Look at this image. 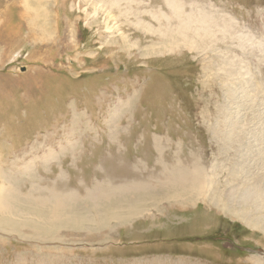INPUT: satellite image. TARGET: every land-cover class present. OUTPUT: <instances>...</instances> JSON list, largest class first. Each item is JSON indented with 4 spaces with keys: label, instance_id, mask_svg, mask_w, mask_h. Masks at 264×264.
I'll return each mask as SVG.
<instances>
[{
    "label": "rangeland",
    "instance_id": "1",
    "mask_svg": "<svg viewBox=\"0 0 264 264\" xmlns=\"http://www.w3.org/2000/svg\"><path fill=\"white\" fill-rule=\"evenodd\" d=\"M165 1L0 0V171L17 192L83 210L96 184L132 174L197 165L205 178L191 203L133 216L124 204L122 218L89 216L92 230L63 225L49 241L1 226L0 264H264L263 205L230 214L264 185V0ZM201 16L210 33H185L197 49L164 45L166 28Z\"/></svg>",
    "mask_w": 264,
    "mask_h": 264
},
{
    "label": "bare ground",
    "instance_id": "2",
    "mask_svg": "<svg viewBox=\"0 0 264 264\" xmlns=\"http://www.w3.org/2000/svg\"><path fill=\"white\" fill-rule=\"evenodd\" d=\"M166 1L176 2V0H166ZM174 5L175 4H173L172 6L174 7ZM175 6L177 12L176 14L180 15L178 16V18L180 19V17L182 16L180 14L181 5H179L178 2ZM207 21H209L207 19V16L197 17L194 19V21L192 20V22L188 21L187 24H186L187 21L184 24V20L183 21L180 20L179 26L173 31L167 30L166 28L165 31L170 32L169 34L172 35L168 37H166L168 33L167 34L164 33L162 35V38L166 37V44L164 45L167 46L172 44L170 41H172L173 43L178 42L172 39L175 37V38H179L180 40L182 39L181 41L179 40L178 43L181 42L182 44L183 43L187 45L190 44L189 46L197 49L198 46L196 45V43L195 42L192 43L189 40H187L185 33L191 30L189 28L190 27L189 25L192 24L193 22L196 25H198V26L194 25L196 27L195 30L193 31V35H197L201 33L200 36H204L205 34L210 33L212 27L208 25L209 22ZM227 26L223 28L225 31H228ZM183 34L185 35V37L183 36ZM18 174L24 177V171ZM164 174L163 176L166 179V181L165 180L161 181L162 178H159V181L158 180L152 182L151 180L146 181L145 179L142 180L138 176L132 174L130 177H127V179L129 180L128 181L126 180L124 185L121 183L118 186L115 185L109 186L108 182H104V184H96L93 187V189H90V191L86 192L85 197H87V203L89 207L81 210L78 209V207H76L78 203V199L76 198L72 199V197L70 196L62 197L60 196V194L55 196L57 193H54L52 191L48 195L49 198L39 197L38 195L40 194L39 193L40 191L37 188L33 189V193H35L34 195L33 194H31L30 196H28L29 194L22 195L21 193L17 192L18 186L21 184L20 182L22 180L18 181L16 178H14L12 183L10 181L11 180L10 175L5 173V170H1L0 171V227L10 226V229L12 230L15 227L30 228L32 231H35L34 238H41L45 241H49L46 237L49 236L53 237V235L56 234L57 230L62 228L63 225L70 226L79 230H85V229L92 230L95 226L94 224L95 221L89 216H93L97 219L101 214L103 215V217H105L102 220L105 223L110 222L112 219L122 218L120 215L121 213L120 212H119L120 214L118 213V209H120L122 206H125L124 204L127 205V209L129 210V212H131L133 216L139 214V212H141L142 210H146L148 205L155 204L156 201H157L156 203L159 202V204H161L162 201L170 202V199H173L174 201V200H179L180 198L183 199L185 197L188 199V202L191 203L194 200L200 198L201 196L203 197V187H204L205 178L203 171L199 166L194 165L191 172L188 170L186 171L184 168L181 169L174 168L173 170L166 171V174L165 175ZM260 180L263 181L262 178L257 179V181ZM30 184H33L32 180ZM70 194L71 196L73 195L72 192H70ZM156 195H164V196L157 197ZM233 197L234 195L231 197L232 201H233L232 199ZM31 198L34 200L32 201ZM81 201H82L81 204L84 205L83 201L85 200H81ZM256 201H259L264 207V185L261 187L258 186L254 190H251L249 193H247L242 205L239 206L240 211H238V213H232L230 211V214L232 216L235 215L238 216V219H242L244 217L243 213L248 214V211L251 210V209L248 210V208L251 207L253 209L256 208L255 206ZM218 204L219 203L215 202L214 205L217 206V208H219L220 211H222L223 213L228 214L227 212H225L226 202H224V204L222 205H218ZM13 216L22 217L23 220L20 221L21 223L14 222L12 220ZM258 216L260 217V215ZM27 217H29L30 219H27ZM86 218H88V220L90 218L88 224ZM99 223H101V219H99ZM245 223L247 224V226H249L248 224L249 222H245ZM85 224H87L86 228L84 227ZM103 225H101V227ZM21 237L32 238V235H28V236L22 235ZM50 241H55V239L54 240L52 239Z\"/></svg>",
    "mask_w": 264,
    "mask_h": 264
},
{
    "label": "flooded vegetation",
    "instance_id": "3",
    "mask_svg": "<svg viewBox=\"0 0 264 264\" xmlns=\"http://www.w3.org/2000/svg\"><path fill=\"white\" fill-rule=\"evenodd\" d=\"M252 250H253V249H252ZM244 251H246L247 253H249L247 249H245ZM257 255H258V254H257Z\"/></svg>",
    "mask_w": 264,
    "mask_h": 264
}]
</instances>
